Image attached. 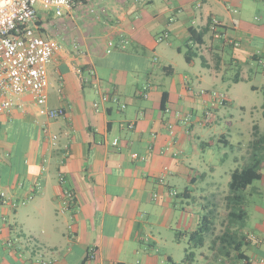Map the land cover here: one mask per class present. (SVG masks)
I'll use <instances>...</instances> for the list:
<instances>
[{"label":"crops","instance_id":"obj_1","mask_svg":"<svg viewBox=\"0 0 264 264\" xmlns=\"http://www.w3.org/2000/svg\"><path fill=\"white\" fill-rule=\"evenodd\" d=\"M214 18L222 23L224 37L216 39L209 30L204 45L189 46L211 72L196 81L222 83L218 93L227 100L220 107H212L208 93L217 92L212 87L197 89L190 76L194 60L182 68L174 56H183L175 44L188 46L190 28L206 29ZM37 25L42 37L62 47L47 67L46 107L63 108L66 115L54 120L41 115L30 94L15 97L14 109L0 115V195L20 203L12 208L0 198V264H36L39 258L53 264L179 263L177 233L195 231L200 217L213 211L203 201L218 195L221 182L214 167L209 173L192 167L196 127L211 126L223 109L238 107V129L246 128L248 141L239 143V156L225 154L221 160L235 162L225 172L230 175L254 160V133L264 134V99L257 101L260 92L264 95V4L76 0L62 17L39 8ZM109 40L128 44L108 53ZM242 83L250 90L240 88ZM143 88L147 99L139 95ZM227 117L232 127L235 117L231 112ZM231 139V133H223L219 141L233 148ZM165 168L169 172L160 183ZM66 192L74 196L67 207ZM253 219L242 234L261 240H245L246 259L233 256L225 264H264V214ZM90 247L98 251L95 260L87 257Z\"/></svg>","mask_w":264,"mask_h":264},{"label":"built area","instance_id":"obj_2","mask_svg":"<svg viewBox=\"0 0 264 264\" xmlns=\"http://www.w3.org/2000/svg\"><path fill=\"white\" fill-rule=\"evenodd\" d=\"M75 4L76 0H0V115L9 114L15 106L14 98L24 94H30L34 98L37 105L40 106L41 115L51 120L66 115V110L63 108L49 109L46 107L49 88L47 67L62 47L58 42L46 39L38 33L37 21L39 8L53 10L57 17H62L72 12ZM221 28L222 23L214 18L211 21L210 30L216 39L224 37L220 33ZM166 37L167 34L160 37L159 41L162 42ZM227 41L235 48L240 47L238 41L232 39ZM127 44L128 42L125 40L121 41L120 44L109 40L108 53H111L117 47L123 49ZM261 63L263 62L261 61ZM92 74L96 77L95 70L92 71ZM95 87L100 91L99 81L96 82ZM206 93V91L202 92V94ZM208 94L211 97L212 107L225 105L227 100L225 94L218 92ZM139 95L147 99L148 88H143ZM101 98L102 102L106 101L104 94ZM94 109L97 111L100 109L98 102L94 104ZM184 122L186 124L190 122L189 116L184 119ZM129 128H134V124H130ZM168 129L170 134L175 136L174 128L169 126ZM56 139L57 137H54V140ZM113 145L118 146L119 140H114ZM132 158L139 159L140 156L133 154ZM142 159L147 160L146 158ZM168 172V168H165L159 180L160 183H164ZM38 189H41V186H38ZM170 195L178 196V192L171 191ZM0 198L4 206L17 208L20 205V203L12 201L5 193H1ZM73 199V194L66 192L64 206L67 207ZM245 240L247 242H259L261 238L254 234H247ZM97 253L95 247H90L87 254L88 259L95 260ZM36 264L53 263L39 258Z\"/></svg>","mask_w":264,"mask_h":264},{"label":"rangeland","instance_id":"obj_3","mask_svg":"<svg viewBox=\"0 0 264 264\" xmlns=\"http://www.w3.org/2000/svg\"><path fill=\"white\" fill-rule=\"evenodd\" d=\"M261 4H264V0H260ZM176 47H181L183 51V56L174 55L177 57L178 63H180L181 67L184 68L188 66L187 61L185 60V52L188 50L187 46L184 43L180 42L175 44ZM194 67L190 70V76L194 79V83L198 90H206L211 88L217 92H220L219 89L224 90L221 87V84H213V82L202 83L199 84L196 80L197 77L207 74L210 76V71L208 67L203 65L202 58L196 57L194 59ZM182 72V70H181ZM230 77H234L236 74L235 70H231L228 72ZM250 84L242 83L240 84V88L245 90H250ZM217 89V90H216ZM225 94V93H224ZM259 102L263 101L264 95L263 93H259V97L257 98ZM231 112L234 115L233 126L227 123V113ZM227 119H226V118ZM239 117V109L234 104L230 105L228 108H225L221 111L219 118L213 123L211 126L204 127H196V144H197V152H190L189 156L194 157L195 162L192 163V167L199 169L201 173L210 172V168L214 167L217 170V173L221 175L219 177L220 185L216 189L217 196L215 198H209L206 201H203V204H208L211 206V209L215 212V230L214 234L208 239L206 246L197 251V261L196 264H221L220 261L223 260V264L226 262H230L233 256H237V253L230 250L228 253L220 254L218 252L219 240L217 238L221 237L228 226L227 214L229 213V209L227 208L226 197L229 194V182H230V172L225 174V172L232 169L236 166L233 160L226 161L224 164L221 160L224 158L225 154H228L231 157L239 156L241 150L239 149V143H246L248 141V136H246V128L240 132L238 127L240 123L236 120ZM223 133H231L232 139L231 143L232 147H228L224 145L219 140L221 139V135ZM201 136V138H199ZM260 189V193L252 192L253 189ZM253 189H249L247 192V212L250 216V219L246 220L245 226L252 228V223L254 221L252 219L253 214H264V181H257L254 184ZM208 201V202H207ZM178 216H183L182 210H178ZM187 214V213H186ZM202 215V214H201ZM234 230H237L234 228ZM188 247L187 239H183L180 243L175 244V250L179 253V256L176 254L177 261L182 263V260L185 258V250Z\"/></svg>","mask_w":264,"mask_h":264},{"label":"trees","instance_id":"obj_4","mask_svg":"<svg viewBox=\"0 0 264 264\" xmlns=\"http://www.w3.org/2000/svg\"><path fill=\"white\" fill-rule=\"evenodd\" d=\"M210 27L197 31L194 28L189 29L188 50L185 52V59L188 63L198 57V52L189 43L196 46H202L205 43V36ZM165 103V97L164 101ZM253 161L242 169H236L231 174L229 182V194L226 197L228 226L225 233L217 238L219 240L218 252L228 253L230 250L237 253L240 260H245L242 249L245 245V237L242 234L247 217V191L257 182L263 179L264 169V134L254 133L252 142ZM236 226L240 228L234 230ZM215 230V213L209 211L199 219L198 227L195 231L189 233H177V240L187 239L188 247L185 250V258L182 263H176L172 259L169 264H195L197 251L206 246L208 239L214 234Z\"/></svg>","mask_w":264,"mask_h":264}]
</instances>
